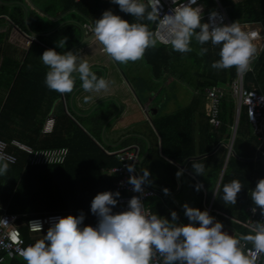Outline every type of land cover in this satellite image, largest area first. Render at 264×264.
<instances>
[{
	"label": "trees",
	"instance_id": "obj_1",
	"mask_svg": "<svg viewBox=\"0 0 264 264\" xmlns=\"http://www.w3.org/2000/svg\"><path fill=\"white\" fill-rule=\"evenodd\" d=\"M206 1L210 5L213 3L212 0ZM220 2L226 8L231 22L258 23L264 30V0ZM106 9H112L129 22L135 19L130 14L121 12L117 5L105 0H0V20H7L12 28H16L25 37L34 38L30 51L21 54L5 51L3 42L0 41V88L7 91L6 98H0V138L10 144L16 140L35 149L66 147L69 150V156L63 165L32 166L26 153L10 147V151H14L18 156V161L16 164H9L7 172L0 175V186L4 188V193L0 196V218L5 208L9 213L26 215V218L71 211L73 215L83 212L84 223L95 225L97 218L90 210V202L98 192L116 191L113 180L104 173L120 163L116 156L106 154L103 148L118 151L136 145L140 148L143 165L152 164L162 170L163 175L157 185L158 194L150 200L154 214L171 220L170 212L176 211L178 222H188L183 215V208H179L175 203V173L178 167L189 159L210 154L193 160L204 165L203 175L193 172V161L188 162L185 169L197 178L195 180L188 175L196 197L202 199L199 209L205 210L215 195L212 208L222 224H231L222 214L245 221L248 218L246 209L248 206H254L250 191L260 178H264V145L261 146L242 111L232 154L225 167L229 153L226 145L231 141L235 123L234 100L230 96L224 99L220 113L222 125L219 129L213 128L205 114V88L228 86L237 76L234 67L220 69V74L210 75L206 81L199 83V90L189 106L173 114L156 115L152 118L153 126L148 122L143 123V133L136 128L138 126L126 131L125 133H133L129 137L124 136L117 146H112L105 139L106 130L123 112L114 100L103 101L86 113L74 110L70 104L66 109L60 102L52 112L55 118L52 133H43L51 108L46 99L49 97L50 100L58 101L62 93L45 86L47 67L42 64L39 56L48 48L77 52L87 39H91L85 35L84 24H94V20L100 18ZM141 22L148 23L150 30L155 27L154 22ZM2 37L4 35L0 33V39ZM60 39L65 40L63 49L57 46ZM191 44L198 43L192 41ZM204 47L208 48L205 53L206 62L219 58L218 46L207 44ZM143 56L158 78H163L164 72L185 56L189 57L193 65L201 64L193 50L178 53L173 52L170 46L157 44L146 49ZM91 69L98 76L106 77L105 68ZM255 70L260 92L264 93V51ZM181 77H184V72ZM247 78L251 80L252 74ZM81 91L83 90L77 78L73 90L64 93V97L69 102ZM43 103L48 107L45 113L42 112ZM195 122L199 124L197 138L193 132ZM218 146L220 149L212 155L211 152ZM232 179H238L242 188L237 194L236 203L226 204L221 199L222 188ZM197 182L202 183L204 190H195L194 185ZM165 187L169 189L167 195L162 191ZM7 202L9 204L6 207ZM118 211L120 210L117 207ZM21 230L28 243L38 239L30 238L26 228ZM9 264H25V261L15 258L10 260Z\"/></svg>",
	"mask_w": 264,
	"mask_h": 264
},
{
	"label": "clouds",
	"instance_id": "obj_2",
	"mask_svg": "<svg viewBox=\"0 0 264 264\" xmlns=\"http://www.w3.org/2000/svg\"><path fill=\"white\" fill-rule=\"evenodd\" d=\"M120 11L135 18L132 22L106 9L101 17L94 20L92 34L102 46V51L113 61L121 64L141 59L145 50L157 43L170 46L173 52L192 51L191 42L202 47L198 55H204L208 48L218 46V59L212 61L214 69L235 68L237 73L250 67V59L255 52L253 33L242 30L237 21L225 23L224 17L215 10L209 13V21L203 22L202 6L197 0H173L174 7L160 14L161 0H110ZM154 22L150 30L148 23ZM65 40L57 46L64 48ZM47 67L45 86L58 93L71 92L78 78L80 88L87 95L84 102L109 90V81L98 76L89 61L78 52L57 51L48 48L39 56ZM11 157L0 155V175H4ZM195 174L203 175L204 165L191 163ZM127 183L132 191L143 193L142 185L151 184L148 168L136 172L135 164H127ZM183 169L175 175L180 177ZM195 190L203 188L202 183L194 185ZM242 185L232 179L222 188L221 199L226 204H235ZM168 194L167 187L162 189ZM119 191L98 192L90 202V210L97 218L95 226L85 224L84 213L68 214L50 219L49 227L41 238L23 248L21 256L25 264H255V256L240 247V239L235 234L222 231L220 221L213 223L214 217L207 209L201 210L183 203V215L187 223L178 222V214L171 211V220L148 214L142 198L132 196L123 211L114 212ZM253 202L252 213L264 216V178H260L250 191ZM35 230L40 231L41 225ZM241 239L250 241L252 248L264 254V223H257L250 233Z\"/></svg>",
	"mask_w": 264,
	"mask_h": 264
},
{
	"label": "built area",
	"instance_id": "obj_3",
	"mask_svg": "<svg viewBox=\"0 0 264 264\" xmlns=\"http://www.w3.org/2000/svg\"><path fill=\"white\" fill-rule=\"evenodd\" d=\"M149 2L150 0H145L146 4ZM176 2L179 3L180 0H176ZM197 2L202 6L203 20L206 22L209 21V13L215 10L220 16L224 17L225 23H231L227 10L220 0H212V5H210L206 0H197ZM174 6L173 0H161L160 14L163 15L165 12H169ZM239 25L241 26L242 30L254 34L252 37V43L255 46V52L250 59V67L245 72L237 73L236 78L226 87L217 85L205 88V114L213 128L219 129L222 125L220 118L222 103L227 96L232 97L236 106L235 123L232 127L233 134H236L239 117L243 111L250 126L252 127L254 135L258 137L261 146H263L264 93L260 92V85L257 84L255 66L262 52L264 51V31L255 24L243 23ZM92 27V23H86L83 26L86 37L91 39L94 38L92 34ZM33 40L34 38H31L30 43H32ZM157 45L168 46L160 43H157ZM249 74H252L253 76L251 80H248L247 78ZM62 96H64L63 93ZM54 125L55 118L53 116H49L44 124L43 133H52ZM234 138L235 137L232 135V139L227 145L229 156L232 154ZM10 147H14L26 153L28 155V162L32 166L63 165L69 156V150L66 147L35 149L16 140H13L10 144L0 138V155H4L6 158L11 157V162L9 164H16L18 161V156L14 151H10ZM103 150L110 156H116L120 162L118 166L105 172L106 177L113 179V184L116 191L122 193V195L117 199L118 203L117 206L113 207V211L117 212V207L120 211L125 210L128 199L134 195H138L144 202L146 212L148 214H154L150 206V200L157 196V187L150 184L142 185L144 192L136 193L132 191V186L127 183L129 173L126 169V165L130 163L135 164L136 172L132 174L139 173L141 169L142 157L140 148L136 145H133L118 151H108L105 150V148H103ZM252 207L253 206H248L246 209L248 218L245 221H240L226 214L219 213L231 221V224H223L222 231H227L229 234H235L237 238L240 239V247L242 250L246 251L251 256H255V264H264V254L257 253L252 248L250 241L241 239V237L245 235V233L242 232V228L251 232L252 228L257 223H264V216L260 215L259 208H257L256 213H252ZM206 209L208 210L209 215L214 217L213 223L220 221L217 213H215L216 211H214L212 208V203L207 206ZM68 214H72V212L69 211L66 213H54L44 216L26 218V215L12 214L7 210H4L0 218V264H9V261L15 258L23 260L21 256L23 248L32 244L30 242L28 243L25 239L21 230L23 227L28 230L29 235L32 237L43 235V233L46 232L47 228L49 227L51 218L65 216ZM32 222H38L41 225V230L36 231V225L32 224Z\"/></svg>",
	"mask_w": 264,
	"mask_h": 264
},
{
	"label": "crops",
	"instance_id": "obj_4",
	"mask_svg": "<svg viewBox=\"0 0 264 264\" xmlns=\"http://www.w3.org/2000/svg\"><path fill=\"white\" fill-rule=\"evenodd\" d=\"M246 24H255L257 27L263 30L262 26L258 23H246ZM0 33H2V36L4 35V37H2L0 41L3 42V49L5 51L7 52L16 51L19 54L24 53V52L27 53L30 51V47L32 46V43H30L31 38L25 37L16 28H12L10 24L7 22V20H0ZM88 40L90 39H87V41L85 42L89 43L90 41ZM79 49H78V54L81 57L89 61L91 68H94V67L105 68L106 70L105 79L109 81V90L106 93L100 94L99 97H93V99H91L88 102H84L83 100V96L87 95V93L83 91L76 94L69 102L66 101V98L64 96H61V98L58 101H56L55 99L50 100L48 97L46 100H48V106L49 105L51 106L49 116H54L52 112L55 110L57 104H59L60 102L64 104L66 109H67V106H69L70 104L74 110L79 111L81 113H86L92 110L94 107H96L98 104H100L103 101L114 100L116 101L118 106L121 109H123V112L116 120L113 121V123L106 130V133H105V139H107V141L112 146L119 145L122 142V139L124 136L126 137L131 136L133 132L132 133H125V132L129 131L133 127L138 126L136 128L140 129L141 133H143L145 131L143 123L148 122L153 126L152 118H155L156 115H159L160 109L162 106L161 102L158 103L159 95L162 94V92H164V88H162L161 85L164 82V86L173 87V84L175 82L178 83L179 80L175 78L173 75L171 74L169 75L168 70L164 72L163 78H158L153 72V70L151 69V67H149L146 64L144 56L140 59V63H141L140 65H136L135 64L136 61L127 62L128 64H130V66H128V64L127 66H124L125 64L115 62L110 57H108L107 54H105L102 51V46L96 40H94L93 42H90L88 45H81ZM89 49H92L93 53L92 51H90L91 52L90 53ZM1 60L2 58L0 59V61ZM180 74L182 76V73ZM169 79L171 80V82L168 84ZM148 84L151 89L150 91H147V88H146ZM196 92H197V89L194 88V94L190 95L186 92L184 94V97L180 95V99L185 100L183 108L190 105V103L193 100V97L196 95ZM6 95H7V91L4 90L3 88H0V98L4 100L6 98ZM173 98L174 96H172V93H171L170 99H173ZM169 101L166 100L167 103H169ZM173 103H174L173 101L170 102L169 106L167 107L169 110L168 111L169 113L165 115L173 114L180 110L178 109L179 108L178 105L180 104L179 102V104H176L177 110L170 111V110H174ZM47 108L48 107L46 106V103H43L42 112L45 113ZM165 115H159V116H165ZM199 122L200 121H198V123ZM198 123L195 122L194 130H193L196 138L199 136V124ZM159 143H160V139H159ZM219 149L220 147L218 146L216 149H214L215 150L214 153H217ZM214 153H212V155ZM208 155H204V157H207ZM198 157H201V156H198ZM194 158H197V157H194ZM228 158H229V153L226 159L225 167H226ZM193 160H199V159L191 158V160L189 159L183 165L178 167V170L183 169V174L180 177L176 176L177 189L173 195L175 196V203L179 208H182L181 205L185 202H187L189 206L191 207L199 208V205L202 201L201 198L196 197L193 191V188H192L193 187L192 180L188 177V175L194 178L195 180H197V178L194 175L189 174L188 172L185 171L188 162L193 161ZM145 167L148 168L150 172V177H149V180L151 181L150 185L158 187L157 185H158L159 179L161 178L160 176L163 175L162 170L159 168L153 167L152 164L143 165V162H142L141 169ZM225 167L223 169V172L220 175L218 184H220L221 177L224 173ZM184 173H186L187 175H185ZM152 177H156L158 179H155ZM218 184H217V189L219 187ZM202 189L204 190V187ZM2 193H4V188L0 186V196ZM176 195L177 197L180 196V199H177ZM214 197L215 195L213 196V199ZM213 199L211 200L212 204H213ZM8 204L9 203L7 202L6 207L8 206ZM4 210H7V209L5 208L3 209V211ZM63 213H66V212H63ZM242 232L245 234L250 233L249 231L243 228H242ZM29 237L33 239L41 238L42 235L33 236V237L29 235Z\"/></svg>",
	"mask_w": 264,
	"mask_h": 264
},
{
	"label": "rangeland",
	"instance_id": "obj_5",
	"mask_svg": "<svg viewBox=\"0 0 264 264\" xmlns=\"http://www.w3.org/2000/svg\"><path fill=\"white\" fill-rule=\"evenodd\" d=\"M94 40L95 39L93 38V39H90L88 41L93 42ZM89 43L84 42L83 45H88ZM191 47H192V50L196 52V57L201 60V64L200 65H193L192 61H190L189 57L185 56L184 59H182L180 62L173 63V67L171 69H168L169 75L170 74L173 75L179 81H178V83L175 82L173 84V87L164 86V82L161 85L162 88H164V92H162V94H160L159 98H158V103L161 102V104H162L159 115H165V114L169 113L168 112L169 110L167 107L169 106L170 102H172V101L174 102L173 103V109L174 110H170V111L177 110L176 104H179V102H180V104L178 105V107H179L178 109L183 108L185 100H181L180 95L182 97H184V94L186 92L190 95L194 94V88L199 90L198 89L199 83L206 81V79L209 78L210 75L220 74V69L218 70V69H214L211 67V63L214 60H212L210 62H206V60H205L206 56H207L206 54H204L202 56L197 54L199 51V48L202 47L201 45L191 44ZM79 51H80V49H79ZM90 51H92V53H93L92 49H89V52ZM124 64H125L124 66H127L128 63H124ZM135 64L140 65L141 64L140 59L138 61H136ZM128 66H130V64H128ZM183 72H184V77L182 78L180 73H183ZM170 82H171V80L169 79L168 84ZM146 88H147V91L151 90L149 87V84ZM171 93H172V96H174L173 99H170ZM166 100L167 101L170 100L169 103H167ZM232 135H233V131H232ZM231 139H232V137H231ZM177 195H176V197H177ZM177 199H180V196H178Z\"/></svg>",
	"mask_w": 264,
	"mask_h": 264
},
{
	"label": "water",
	"instance_id": "obj_6",
	"mask_svg": "<svg viewBox=\"0 0 264 264\" xmlns=\"http://www.w3.org/2000/svg\"><path fill=\"white\" fill-rule=\"evenodd\" d=\"M233 137H235V133L233 134ZM215 152V150H213V152H211V154L212 153H214ZM204 156H201V157H197V158H193V159H200V158H203ZM191 160V159H190ZM219 185V184H218Z\"/></svg>",
	"mask_w": 264,
	"mask_h": 264
}]
</instances>
